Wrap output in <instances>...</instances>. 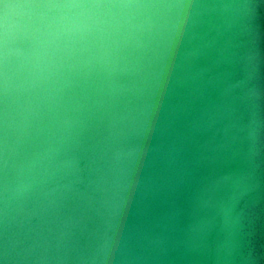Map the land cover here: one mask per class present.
Returning a JSON list of instances; mask_svg holds the SVG:
<instances>
[{
	"label": "clouds",
	"instance_id": "obj_1",
	"mask_svg": "<svg viewBox=\"0 0 264 264\" xmlns=\"http://www.w3.org/2000/svg\"><path fill=\"white\" fill-rule=\"evenodd\" d=\"M0 264H264V0H0Z\"/></svg>",
	"mask_w": 264,
	"mask_h": 264
}]
</instances>
